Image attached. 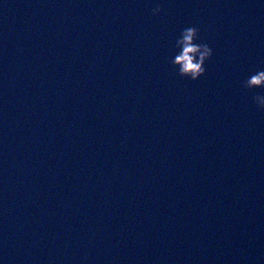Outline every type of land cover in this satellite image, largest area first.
Here are the masks:
<instances>
[{"label":"water","instance_id":"1","mask_svg":"<svg viewBox=\"0 0 264 264\" xmlns=\"http://www.w3.org/2000/svg\"><path fill=\"white\" fill-rule=\"evenodd\" d=\"M190 26L214 53L196 81L170 62ZM257 71L264 0H0V240L73 264H264Z\"/></svg>","mask_w":264,"mask_h":264},{"label":"clouds","instance_id":"2","mask_svg":"<svg viewBox=\"0 0 264 264\" xmlns=\"http://www.w3.org/2000/svg\"><path fill=\"white\" fill-rule=\"evenodd\" d=\"M162 7L157 5L152 14L159 15ZM183 49L182 53L173 60L171 58V66L173 70L178 67L179 72L176 73L181 78L190 79L192 81L199 80L206 74V63L213 57V49L201 41L199 30L195 26L185 27L175 37L174 52ZM172 55V56H173ZM199 56L198 63L193 62V57ZM264 82V71H257L243 81V87L247 90L264 89V87H256ZM253 103L261 109H264V95H254Z\"/></svg>","mask_w":264,"mask_h":264}]
</instances>
